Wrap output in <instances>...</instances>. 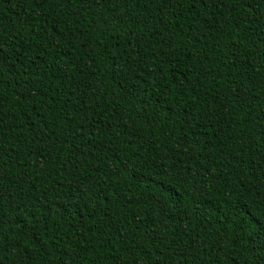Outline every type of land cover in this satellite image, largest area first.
<instances>
[{"label": "trees", "instance_id": "16d2710c", "mask_svg": "<svg viewBox=\"0 0 264 264\" xmlns=\"http://www.w3.org/2000/svg\"><path fill=\"white\" fill-rule=\"evenodd\" d=\"M0 264H264V0H0Z\"/></svg>", "mask_w": 264, "mask_h": 264}]
</instances>
